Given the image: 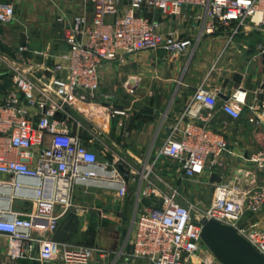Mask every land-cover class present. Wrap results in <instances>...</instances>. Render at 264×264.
I'll return each mask as SVG.
<instances>
[{
    "label": "built area",
    "instance_id": "obj_1",
    "mask_svg": "<svg viewBox=\"0 0 264 264\" xmlns=\"http://www.w3.org/2000/svg\"><path fill=\"white\" fill-rule=\"evenodd\" d=\"M83 4H88L89 13L83 9L63 29L67 50L57 54L52 65L38 69L0 58V236L7 240V256L11 260L28 256L42 264H95L96 256L103 258L109 252L35 236L37 223L57 222L72 207L75 188H102L123 199L131 184H137L135 215L127 240V256L132 260L143 264H221L201 239L202 219L232 226L264 257V231L240 223L245 213L256 214L264 207L263 186L243 189L216 184L209 206L201 219L195 220L191 202L180 197L178 189L167 186L168 192L161 191L153 183V178L163 181L155 174L158 161L180 164L182 180L191 181L227 151L225 138L208 126L215 117L216 91L198 88L193 103L210 109L196 115V120L177 119L168 127L157 154L151 161L138 162L139 168L95 141L92 124L97 116L107 121L125 114L94 102L99 96L103 62L122 61L143 51L181 55L192 44L174 32L160 33L159 22L151 17L154 12L176 16L183 7L198 8L202 12L199 36H214L220 29L230 28L232 39L246 26L249 32L264 31V0H83ZM14 20L13 2L0 0V25ZM19 50L28 52V47ZM3 76L7 85L1 81ZM244 106L232 96L219 110L238 119ZM70 109L78 111L89 127L74 119ZM69 123L77 127L76 132L69 129ZM82 129L91 135L90 144L80 136ZM97 153L104 159L98 160ZM249 161L264 169V150L252 153ZM144 199L150 203L141 206ZM15 201L30 203L31 210L14 211ZM120 254L122 251L116 257Z\"/></svg>",
    "mask_w": 264,
    "mask_h": 264
},
{
    "label": "crops",
    "instance_id": "obj_2",
    "mask_svg": "<svg viewBox=\"0 0 264 264\" xmlns=\"http://www.w3.org/2000/svg\"><path fill=\"white\" fill-rule=\"evenodd\" d=\"M10 1L13 2L14 7L20 3V0ZM89 11L90 7L87 12L89 13ZM151 17L159 22V32L163 35L174 32L179 39H189L192 44L181 55L172 56L161 50L143 51L127 55L122 61L103 62L100 68L101 83L99 88L105 78L110 79L115 76L118 68L122 66L129 72L126 84L130 80L134 81L133 84H128L129 88L136 86L138 79L136 74H138L141 85L146 86L147 89L151 88L155 95L161 96L163 103L167 100L163 107L165 113L163 116L160 115L162 117L159 119H155L154 115L141 113L136 114L135 117L129 109L121 110L124 111V115H115L105 121L103 125L92 122L96 130L95 141L103 144L109 153L121 157L125 163L139 168L138 162L151 161L157 154L168 134V127L172 126L177 119L184 116L185 121L196 120V115L210 109L206 105L193 103L194 92L198 88L216 91L217 103L213 108L215 117L208 126L213 132L225 138L228 149L215 160L214 165L207 166L201 177L191 180V191L195 192L199 187H211L214 190L215 185L220 183L243 189L252 185L264 187V169H257L249 161V156L252 153L264 150V115L262 114L264 112V96L262 94L264 90L261 87L264 78V61L262 59L264 52H261V48L264 49V31L249 32V27L246 26L232 39L229 38L230 28L220 29L214 36H199L202 12L198 8L183 7L180 14L176 16L154 12ZM27 47L28 52H24L27 55L26 61L16 63L24 67L38 69L52 65L55 56L67 50L63 40L58 45L52 43L45 46L27 45ZM40 53H45L48 57L40 55ZM116 75L118 77V74ZM1 81L5 85L8 84V79L4 76ZM139 82L138 84H140ZM98 93L107 103L114 100V97L109 94ZM232 96L238 97L245 104L238 119H233L219 110L221 104L230 100ZM250 105H253L254 109H250L248 107ZM157 110L154 109L153 114ZM83 126L89 127L87 123ZM68 127L72 131H77V127L72 123H69ZM83 129L79 132L82 138L85 131ZM97 150L99 149L97 148ZM161 162H157L155 174L166 180L174 179L176 184L170 187L181 190L180 164L169 161L177 165V169L172 172L170 168L160 166ZM211 178L213 181L210 180ZM153 183L159 190L166 191L163 188L165 183L157 178H153ZM136 191L137 184H131L125 197L135 207ZM142 203L141 206L148 205L150 200L144 199ZM12 209L14 211L25 209L29 212L31 204L25 205L23 202L15 201ZM65 218L66 213L57 222L61 223ZM240 223L245 227L255 225L256 228L264 231V207L256 214L245 213ZM51 229V225L39 222L34 235L70 244L69 237L66 235L68 234L67 230L61 235H55L54 238ZM116 230L120 233L119 226L116 227ZM129 237L130 228L119 244L117 243L119 242L118 238L112 239L109 244L107 239H99L100 246L98 247L109 254L103 258L96 256L94 263L143 264L127 256L130 252V246L127 244ZM103 241L109 246L102 247ZM114 243H117L116 247L111 248L112 245H115ZM6 244V238L0 236V264H42L28 256L11 260L6 254ZM119 251H122V254L116 257ZM34 254L35 252L31 255L34 256Z\"/></svg>",
    "mask_w": 264,
    "mask_h": 264
},
{
    "label": "rangeland",
    "instance_id": "obj_3",
    "mask_svg": "<svg viewBox=\"0 0 264 264\" xmlns=\"http://www.w3.org/2000/svg\"><path fill=\"white\" fill-rule=\"evenodd\" d=\"M88 8V4L84 5L83 0H20L15 7V20L9 25H0V58L24 62L27 55L19 50L20 47L45 46L52 43L58 45L62 41L63 29L70 25L83 9L87 11ZM118 69L115 76L103 80L98 91L109 94L114 100L107 103L100 94L94 102L106 103L113 110L129 109L135 117L136 114L141 113L154 115L155 119L162 117L167 100L163 103L161 96L155 95L151 88L147 89L146 86L141 85L138 74H136L138 77L136 86L129 88V82L126 84L128 70L122 66ZM154 109L158 110L153 114ZM69 113L81 124H86V119L78 111L70 109ZM82 136L87 144L91 143L92 139L86 131ZM97 157L98 160L104 159L99 153ZM160 166L168 167L172 172L177 169V165L167 160L161 162ZM162 180L169 187L176 184L174 179L166 180L162 177ZM181 181L179 196L191 202L192 218L200 220L202 212L210 204L214 190L211 187H199L194 192L191 191V181ZM165 185L163 188L168 192L169 188ZM71 202L72 207L66 212V218L61 223L55 222L51 225L52 237L63 234L67 227L66 235L71 245L98 247L100 246L98 240L101 238L107 239L108 244L115 238H118V244L121 243L128 229L131 230L135 206L128 198H117L112 191L102 188H75ZM117 226L120 228V233L116 230ZM107 243L104 242L101 246H109ZM117 243L111 248L116 247Z\"/></svg>",
    "mask_w": 264,
    "mask_h": 264
},
{
    "label": "water",
    "instance_id": "obj_4",
    "mask_svg": "<svg viewBox=\"0 0 264 264\" xmlns=\"http://www.w3.org/2000/svg\"><path fill=\"white\" fill-rule=\"evenodd\" d=\"M264 61V53L262 54ZM134 81L130 80L129 84ZM264 88V78L261 84ZM93 124L105 123V118L97 116L92 120ZM97 149L98 146L95 145ZM213 181V178L210 179ZM201 239L221 264H264V257L254 250V248L229 225L221 224L215 220L202 219Z\"/></svg>",
    "mask_w": 264,
    "mask_h": 264
},
{
    "label": "bare ground",
    "instance_id": "obj_5",
    "mask_svg": "<svg viewBox=\"0 0 264 264\" xmlns=\"http://www.w3.org/2000/svg\"><path fill=\"white\" fill-rule=\"evenodd\" d=\"M84 110H86V107H83Z\"/></svg>",
    "mask_w": 264,
    "mask_h": 264
},
{
    "label": "trees",
    "instance_id": "obj_6",
    "mask_svg": "<svg viewBox=\"0 0 264 264\" xmlns=\"http://www.w3.org/2000/svg\"><path fill=\"white\" fill-rule=\"evenodd\" d=\"M146 203V202H145ZM65 230H67V227L65 228Z\"/></svg>",
    "mask_w": 264,
    "mask_h": 264
}]
</instances>
